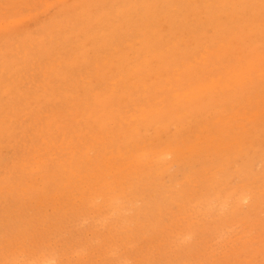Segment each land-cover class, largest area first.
<instances>
[{
  "label": "rangeland",
  "instance_id": "obj_1",
  "mask_svg": "<svg viewBox=\"0 0 264 264\" xmlns=\"http://www.w3.org/2000/svg\"><path fill=\"white\" fill-rule=\"evenodd\" d=\"M127 1L0 0V264H264V0Z\"/></svg>",
  "mask_w": 264,
  "mask_h": 264
},
{
  "label": "bare ground",
  "instance_id": "obj_2",
  "mask_svg": "<svg viewBox=\"0 0 264 264\" xmlns=\"http://www.w3.org/2000/svg\"><path fill=\"white\" fill-rule=\"evenodd\" d=\"M148 1H149V0H148ZM153 1H154V2H157L156 0H153ZM153 1H152V2H153ZM127 2L129 3V0H128ZM146 2H147V1H146ZM150 2H151V1H150ZM152 2H151V3H152ZM147 3H148V2H147ZM151 3H148V4H145V5H144V7H145V11H146V13H147V16H148V13H150V12H153V13L156 12V11H153V9H152L153 6H150ZM152 5H153V4H152ZM154 9H155V8H154ZM148 10H149V12H148ZM150 10H151V11H150ZM145 11H144V12H145ZM161 11H162V10H161ZM153 13H152V14H153ZM161 13H162V12H161ZM163 14H164V12H163ZM153 15H155V14H153ZM157 15H159V14H157ZM147 16H145V18H147ZM150 18L152 19V16H151ZM151 19H150V21H151ZM144 20H145V21L148 20V22H149V19H148V18H147V20H146V19H144ZM142 21H143V20H142ZM148 22H142V26H143V27L141 26V24H139V26H140L141 28H144V29L146 28V30L148 29V31H149V30H151V29H150L151 26H150V24H149ZM140 23H141V22H140ZM145 23H147V25L149 24L150 28H149V26H146ZM144 24H145V27H144ZM170 24H171V23H170ZM166 25H167V24H166ZM171 25H172V24H171ZM171 25H170L169 27H172ZM163 27H164V26H163ZM165 27L167 28L168 26H165ZM173 28H174V27H173ZM152 29H153V28H152ZM172 30H173V29H171V31H172ZM151 31H152V30H151ZM169 31H170V30H169ZM169 31L166 30V32H169ZM146 33H149L150 36H151V32H150V31H149V32L146 31ZM152 34H153V36H155L153 32H152ZM147 36H148V34H147ZM133 50H134V49H133ZM135 50H136V48H135ZM135 50H134V51H135ZM256 55L259 56V54H256ZM249 57H250V58H253V56H249ZM246 58H247V57H246ZM246 58H245V59H246ZM254 58H255V57H254ZM242 59H243V58H242ZM248 59H249V58H248ZM255 59H256V58H255ZM258 59H261V57L259 56ZM263 59H264V58H263ZM253 60H254V59H253ZM261 60H262V59H261ZM246 61H247V63L251 62V61L248 62V60H246ZM257 61H260V60H257ZM247 63H246V64H247ZM257 63H258V62H257ZM257 63H256V64H257ZM260 63H262V62L260 61ZM260 65H261V64H260ZM260 65L258 66V68L260 67ZM241 66H243V64H242ZM245 66H246V65H245ZM255 66H256V65L254 64L253 68H255ZM263 66H264V65H263ZM246 67H247V66H246ZM249 67H250V63H249ZM253 68H252V69H253ZM256 68H257V67H256ZM232 69H233V68H232ZM237 69H240V68L237 67ZM242 69H243V68H242ZM233 70H234V69H233ZM249 71H250V69H249ZM228 72H230V71H228ZM235 72L238 73V71H235ZM235 72H234V73H235ZM244 72H246V71L243 70V73H244ZM250 72H251V71H250ZM250 72H249V74H250ZM259 72H261V71H259ZM259 72H258V73H259ZM262 72H264L263 67H262ZM231 73H232V72H231ZM231 73H229V74H231ZM240 73H241V71H240L238 74H240ZM258 73L255 72V74H258ZM238 74H237V75H238ZM245 74H246V73H245ZM263 74H264V73H263ZM231 75H232V74H231ZM231 75H230V76H231ZM227 76H228V73H227ZM230 76H229V77H230ZM243 76H244V75H243ZM247 76H248V75H247ZM232 77H233V76H232ZM240 77H242V75H241ZM240 77H239V78H240ZM255 77H256V76H255ZM230 78H231V77H230ZM235 78H237V80H238V77H235ZM251 78H252V76H251ZM219 79H220V78H219ZM232 79H233V78H232ZM244 79H245V78L243 77V81L247 82V80H244ZM248 79H249V77H248ZM223 80H224V79L222 78V81H223ZM226 80H227V79H226ZM226 80H225V81H226ZM229 80H230V79H229ZM234 80H236V79H234ZM239 80H240V79H239ZM251 80H252V79H251ZM214 81H215V80H214ZM220 81H221V80H220ZM253 81H254V80H253ZM212 82H213V81H212ZM217 82H218V81H217ZM217 82H216L215 84H218V85H219L220 82H219V83H217ZM234 82H235V81H234ZM236 82H238V81H236ZM251 82H252V81H251ZM201 83H202V82H201ZM210 83H211V82H210ZM213 83H214V82H213ZM225 83H226V82H225ZM232 83H233V82H232ZM202 84L207 85L208 83H207V84H206V83H202ZM227 84H229V83H227ZM238 84H239V83H238ZM240 84H241V83H240ZM240 84H239V86H240ZM115 85H116V82H115ZM200 85H201V84H200ZM210 85H211V84H210ZM220 85H221V87H222V84H221V83H220ZM232 85H233V84H232ZM203 86H204V85H203ZM211 86H212V87L209 86V88H211V90H212L213 86H215V85H211ZM226 86H228V85H226ZM229 86H230V84H229ZM199 87H200V86H199ZM204 87H205V86H204ZM219 87H220V86H219ZM188 88H190V87H188ZM194 88H195V87H194ZM196 88H197V87H196ZM217 88H218V87H217ZM217 88L214 87V89H217ZM198 89H199V88H198ZM200 89H202V87H200ZM200 89H199V91H198L199 93H200ZM205 89H207V88H205ZM225 89L227 90L226 87H225ZM228 89H229V87H228ZM231 89H232V88H231ZM196 90H197V89H196ZM221 90H223V89H221ZM187 91H189V90H187ZM187 91H186V92H187ZM192 91H193V90H192ZM187 93H188V92H187ZM189 93H190V92H189ZM191 93H192V92H191ZM183 94L187 95V94L185 93V91H183ZM183 94H182V96H183ZM192 94H194V92H193ZM192 94H191V96H192ZM197 95H198V94H197ZM197 95H195V96L197 97ZM175 96H176V95H175ZM177 96H178V95H177ZM179 97H181V96H179ZM179 97H178V99H179ZM189 97H190V96H189ZM180 100H181V99H180ZM144 109H145V108H144ZM146 110H147V109H146ZM146 110H142V112H143V111H146ZM148 111H152V110H148ZM146 112H147V111H146ZM144 113H145V112H144ZM144 113H143V115H144ZM252 113H253V112H252ZM257 113H258V112H257ZM146 114H147V113H145V115H146ZM149 114H150V113H149ZM140 115H141V114H140ZM143 115H141V116H143ZM151 115H152V113H151L149 116H151ZM146 117H147V116H146ZM239 117H240V116H239ZM250 119H251V118H250ZM258 124H259V123H258ZM260 129H261V128H260ZM256 135H257V134H256ZM170 143H171V142H170ZM160 144H162V143H160ZM166 144L168 145L169 143L166 142ZM151 145H153V144H151ZM162 145H163V144H162ZM171 145H172V144H171ZM176 145H177V144H176ZM176 145H174V143H173L172 147H175ZM155 146H156V144H155ZM157 146L160 147V145H157ZM157 146H156V147H153V146H152V147H153V148H158V149H160V148L157 147ZM148 147H149V146H148ZM176 147H177L176 149H179L178 146H176ZM142 148H144V147H142ZM142 148H141V150H142ZM165 148H168V146L165 147ZM165 148H164V149H165ZM145 149H147V147H145ZM158 149H157V150H158ZM170 149H171V148H170ZM143 150H144V149H143ZM149 150H150V149H149ZM179 150H180V149H179ZM139 151H140V150H139ZM139 151H138V152H139ZM152 151H153V150H151V152L149 151V153H152ZM167 151H169V149H168ZM170 151H172V150H170ZM176 151H177V150H176ZM158 152H159V150H158ZM163 152H164V151H163ZM165 152H166V151H165ZM172 152H175V151H172ZM172 152H171V153H172ZM132 153H133V152H132ZM143 153H145V152H143ZM143 153H141V154H143ZM146 153H147V151H146ZM149 153H147V154L150 155ZM155 153H156V151H155ZM160 153H161V152H160ZM168 153H170V152H168ZM171 153H170V155H171ZM138 154H139V153H138ZM138 154H137V156H138ZM141 154H140V156H141ZM152 154H153V153H152ZM157 154H158V153H157ZM161 154H162V153H161ZM165 154H166V153H165ZM165 154H163V155L166 156ZM177 154H180V153H178V151H177ZM182 154H183V153H182ZM263 154H264V153H263ZM131 155H133V154H129L128 158H127L126 156H125L124 158H127V159H129V160H135V159H130V156H131ZM168 155H169V154H168ZM172 155H173V153H172ZM174 155H175V154H174ZM180 155H181V154H180ZM180 155H179V156H180ZM109 156H110V155H109ZM123 156H124V155H123ZM123 156H122V157H123ZM134 156H135V155H134ZM150 156L152 157V155H150ZM153 156L155 157L156 155L153 154ZM159 156H162V155H159ZM179 156H177V157H179ZM258 156H259V155H258ZM141 157H143V155H142ZM157 157H158V156H157ZM157 157H155V158L157 159ZM168 157H169V156H168ZM175 157H176V156H175ZM181 157H182V155H181ZM181 157H180V159H181ZM155 158H154V159H155ZM163 158H164V157L162 156L161 159H163ZM166 158H167V157H166ZM166 158H164V160H166ZM146 159H147V155H146ZM149 159H150V158H149ZM151 159H152V158H151ZM167 159H168V158H167ZM123 160H124V159H123ZM123 160H122V161H123ZM141 160H144V161H145V158H144V159H141ZM158 160H159V158H158ZM158 160H157V161H158ZM176 160H177V159H174V161H176ZM136 161H137V159H136ZM136 161H135V162H136ZM144 161H143V162H144ZM147 161L149 162L148 159H147ZM152 161H153V160H152ZM152 161H150V162L152 163ZM161 161H163V160H161ZM161 161H159V162L161 163ZM166 161H167V160H166ZM177 161H178V160H177ZM109 162H110V161H109ZM133 162H134V161H133ZM150 162H149V163H150ZM169 162H170V161H169ZM123 163H124V162H123ZM140 163H141V162H140ZM144 163H145V162H144ZM153 163H154V161H153ZM162 163H163V162H162ZM107 164H108V162H107ZM127 164H128V163H127ZM142 164H143V163H142ZM153 165H155V164H153ZM166 165H167V164H166ZM151 166H152V164H151ZM155 166H156V165H155ZM153 167H154V166H152V168H153ZM157 167L159 168V167H162V166L158 165ZM164 167H165V166H164ZM174 167H175V165H174ZM152 168H151V169H152ZM158 168H156V169H158ZM216 168H217V167H216ZM218 168H219V167H218ZM162 169H163V168H162ZM165 169H167V168H165ZM154 170H155V167H154ZM133 171H135V173H136V170H133ZM157 171H158V170H157ZM164 171H165V170H164ZM104 172H105V170H104ZM129 172H132V171L130 170ZM155 172H156V171H155ZM159 172H160V171H159ZM207 172H208V171H207ZM132 173H134V172H132ZM102 175H103V174H102ZM130 175H131V174H130ZM91 176H92V175H91ZM132 176H133V174H132ZM125 177H126V176H125ZM129 177H130V176H129ZM129 177H128V178H129ZM133 177H134V176H133ZM133 177H131V178H133ZM124 179H125V178H124ZM101 180H103V179H101ZM107 180H108V179H107V177H106V181H107ZM109 181H110V180H109ZM116 181L118 182V181H120V180H116ZM124 181H126V180H124ZM127 181H128V179H127ZM129 181H130V180H129ZM129 181H128V183H126V182H124V183L128 184L129 186H131V185H130L131 183H130ZM131 181H132V180H131ZM117 182H116V183H117ZM121 182H122V180H121ZM102 183H103V182H102ZM116 183H115V184H116ZM129 183H130V184H129ZM90 184H91V183H90ZM95 184H96V183H95ZM104 184H105V183H104ZM108 185H109V184H108ZM120 185H122V183H121ZM128 185H127V186H128ZM132 185H133V184H132ZM95 187H96V186H95ZM111 187H112V186H111ZM115 187H116V186H115ZM120 187H121V186H120ZM93 188H94V187H93ZM124 188H126V187H124ZM124 188L122 187L121 189H124ZM131 188H133V187L131 186ZM131 188H130V190H131ZM116 189H117V188H116ZM127 189H129V188H127ZM127 189H126V190H127ZM130 190L128 191V193H131ZM110 191H111V190H110ZM110 191H109V192H110ZM118 191L120 192V190H118ZM118 191H117V192H118ZM133 191H135V189H134ZM236 191H237V190H236ZM241 191H242V190H241ZM91 192H92V191H91ZM234 192H235V191H234ZM243 192H245V191H243ZM88 193H89V192H88ZM112 193H113V192H112ZM122 193H123V192H122ZM122 193H121V194H122ZM134 193H135V192H134ZM231 193H233V191H232ZM231 193H230V194H231ZM98 194H99V193H98ZM100 194H102V193H100ZM107 194H108V193H107ZM124 194H125V193H124ZM240 194H241V193H240ZM240 194H239V195H240ZM118 195H119V194H118ZM122 195H123V194H122ZM122 195H120V196H122ZM243 195L245 196V194H243ZM113 196H114V195H113ZM115 196H116V195H115ZM126 196H127V195H126ZM241 196H242V194H241ZM241 196H240V197H241ZM237 197H238V196H237ZM101 198H102V197H101ZM108 198H109V197H108ZM118 198H119V197H118ZM244 198H245V197H244ZM112 199H114V202L117 201L115 198H112ZM110 200H111V199H110ZM108 201H109V200H108ZM105 202H106V201H105ZM105 202H104V203H105ZM120 205H121V204H120ZM119 207H120V206H119ZM108 208H109V207H108ZM71 210H72V209H71ZM90 213H91V212H90ZM92 216H93V215H92ZM83 223H84V222H83ZM88 234H89V233H88ZM7 242H8V241H7ZM15 252H16V251H15ZM25 254H26V253H25ZM39 258H40V257H39ZM19 261H20V260H19ZM29 264H30V263H29Z\"/></svg>",
  "mask_w": 264,
  "mask_h": 264
}]
</instances>
